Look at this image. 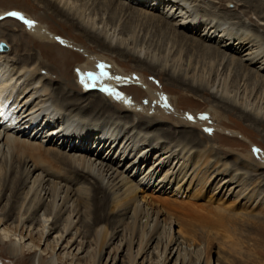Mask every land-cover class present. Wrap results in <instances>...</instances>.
Wrapping results in <instances>:
<instances>
[{
  "label": "bare ground",
  "instance_id": "6f19581e",
  "mask_svg": "<svg viewBox=\"0 0 264 264\" xmlns=\"http://www.w3.org/2000/svg\"><path fill=\"white\" fill-rule=\"evenodd\" d=\"M46 1L58 9L60 16L69 19L71 25H76L85 37L97 43L102 51H115L121 57L132 56L150 70L157 67L161 69L160 74L168 72L173 83L193 92L203 91L202 94L211 95L223 104V110L227 112L250 115L264 121V37L259 28V25H264L261 22L264 21V0L235 2L236 6L245 8L242 12L245 16L249 11L257 16L259 20L254 29L240 14H222L220 8L217 11L216 0H123L126 3L121 0ZM76 2L82 4L76 5ZM101 7L102 18L97 22L94 17L99 15L96 12ZM159 9L160 14L155 13ZM145 28L149 29V33L155 31L152 38L158 36L160 41L155 44L158 50H162V55H150L143 48L142 43H149L151 39L144 34ZM26 31L33 39L47 40L52 45L56 42V38L40 23L32 27L27 25ZM143 34L144 39L141 38ZM1 41L4 42L2 38ZM83 51L86 53L83 56L85 60L81 61L80 52L76 54L80 59H76L78 64L75 65L74 76H69L72 80L63 78L65 87L57 83V86H48V78L52 79L42 73V68L50 72L52 69L40 57L36 61L31 54L27 60L20 57L12 63L8 55L0 52V98L6 101L10 116L9 122L0 121V180L8 175L9 168H19V175L13 181L15 200L10 212L14 213L13 210L20 207L14 231L9 230L10 226L5 227L9 215L0 213V241H8L4 244H8L14 258L22 255L25 237L31 240L29 247H34L37 264H58L59 260L73 261L75 257L78 260L79 253L85 251L82 239L90 237L98 248L96 253L99 254L94 255L100 256L104 248L121 237L109 263L121 262L124 247L127 248L129 264H138L139 259L149 254L148 251L156 243V264H169L168 251L177 241L171 235L169 226L168 230L165 227L161 231V212L178 220L186 219L191 226L193 224L195 229L187 231H182L180 221L177 225L181 234L191 235L192 240L201 242L206 239L208 248L212 241L210 234L216 239L221 231L232 234L237 230L241 218L230 207L236 205H232L229 199L233 203L242 202L243 209L251 205L261 208L260 214L264 215V189H259L264 186V173L262 180H258L259 171L264 172V162L256 163L251 153L236 157L232 164L223 162L214 155L218 147L207 142L208 147L198 150L195 133L186 130H200L202 136H196L201 142L209 137L211 129L225 133L227 129L220 126L223 120L221 110L211 107L207 111L216 123L209 120L208 115L199 120L189 119L167 104L170 99L166 98V94L146 87L141 75L126 74L122 64L107 57L104 52ZM151 53L154 51L151 50ZM101 65L107 73L106 77L100 76ZM252 66H255L254 69ZM90 73L100 79L89 80ZM127 82L145 89L150 97L153 96L155 101L151 103H155L156 107L139 105L122 93V84ZM250 82L251 91L248 90ZM66 87H70L75 94ZM77 88L82 91L78 92ZM17 108L20 109L18 113ZM13 118L19 119L17 126L12 125ZM177 119L180 124L175 122ZM53 124L54 128L51 127ZM122 136L124 139L119 146ZM47 138L49 145L44 142ZM66 144L68 147L74 144V147L63 149ZM192 146L197 150H192ZM198 147H202L200 143ZM155 149L157 160L147 172L141 170L139 180L132 181V175L143 167H139L140 163ZM99 151L105 152V156L92 154ZM123 160L129 162L122 168ZM115 162H118L117 168L113 167ZM213 165L216 166L213 168ZM241 167L247 171L243 172ZM15 168L12 170L15 171ZM160 169L167 170L160 179L161 184L154 188L157 193L169 190L172 182L188 175L189 195L196 202L208 196L204 190L208 184V189L213 190V198L209 200L217 195L224 198L223 202L218 200L221 204L217 207L204 203L200 209L196 203H180L167 197L162 200L154 198L157 195H147L151 177ZM2 191L4 189H1L0 201L5 196ZM142 199L146 200L147 207L141 204ZM155 199L163 210L148 208ZM257 199L261 205L256 204ZM117 216L120 220L115 226L112 219ZM261 217H247L246 221L257 237L264 233V219ZM105 220L114 226L111 231L101 225ZM194 220L201 223L197 225ZM136 225L140 227L138 231ZM80 226L84 229L81 230ZM54 233L57 235L53 237ZM37 234L38 245L34 243ZM51 236L53 242L50 243ZM225 236L232 238L233 235ZM46 242V248L41 251L40 246ZM234 243L237 245L235 240L232 245ZM75 245L77 252L74 255L71 251ZM62 247L65 252L59 257L56 249ZM178 250L177 262L186 264Z\"/></svg>",
  "mask_w": 264,
  "mask_h": 264
},
{
  "label": "rangeland",
  "instance_id": "374dc122",
  "mask_svg": "<svg viewBox=\"0 0 264 264\" xmlns=\"http://www.w3.org/2000/svg\"><path fill=\"white\" fill-rule=\"evenodd\" d=\"M121 1L126 3L123 0ZM215 2H218L216 4L217 11L220 8L219 12L221 11L222 14L223 13H229L232 15L240 14L243 18L245 17L244 19L251 26V28L253 29L256 28V24H257L256 21L259 20L257 16L256 15L253 16V14L250 13V11L248 15L245 16L244 13H242L245 10V8L244 7L242 8L241 6H236V3H235L237 2L236 0H216ZM75 4L81 5L82 3L76 2ZM91 4L92 3H90L89 6ZM13 9H17V11L21 10L22 13L25 14V18H26L25 20L31 19V21L33 22V26L40 23L42 26L45 27V29L50 31L51 35L56 38L55 39L56 45L55 44L52 45V43L47 40H42L39 38L33 39L30 36L29 32L26 31L27 25L25 23L18 21V19L15 17L8 16L3 19H0V38L4 40V42L3 41L0 42V52L4 55H8L9 56L8 60L11 61L12 63H16L17 59L20 57L27 60L30 58L31 54L36 57L35 58L36 61H38L40 57V60H42L46 66L52 69L50 72V71H47L46 68H42V73L46 75L47 77H50L53 80L52 81L48 78L47 82L51 83V84L49 83L48 86L50 85L57 86V84L62 87L66 86L65 85L66 82L64 79L69 80L70 78L69 76L71 77L74 76L73 73L75 72V65L78 64V61H76V59H80V56H77L76 54H79V52H80L79 55H81L82 57L81 61L85 60V57L83 56H85L86 53L83 50L93 51L94 53L104 52L101 50L100 46L97 43L85 37L84 33L80 31L76 27V25H71L72 22H70L69 19H65L64 17L60 16L59 13L57 12L58 9H56V7L50 6L46 0H0V13L3 11L13 10ZM102 10L103 9L101 7V10L99 12H96L99 14L98 16L94 17L97 19V22H99V20L102 18L100 17L101 14H103ZM160 10L161 9L157 10V12L155 13L160 14ZM21 11H18V12H21ZM105 18H107V16H105ZM254 18H257V19L255 20ZM14 20L18 22H13ZM234 21L237 22L238 19H235ZM261 22L263 23L264 21H261ZM18 25H21V26H18ZM259 28L261 30L260 33L264 37V25L262 26L259 25ZM147 32L149 33V29L145 28L144 34L151 36V39L149 43H146V42L142 43L143 48L145 49L146 52L150 53V55H154L157 53L158 55H162L163 54L162 50H158V47L155 44L157 40H159L158 36L154 39L152 38V36L156 34L155 31L152 30L149 34ZM144 34L142 35L143 37H141L143 39L145 38ZM151 50H153L154 53H151ZM245 51L246 49L242 53H244ZM104 53H106L107 55L106 54L105 55L113 59L115 62L117 61L118 64L121 63L122 64L121 67L126 72V74H132V73L137 74V75L139 74L142 76L146 87L150 86L152 90H155L159 93L166 94V98L170 99L169 101H167V104L171 108H174V111L180 115L184 114L187 116V118L191 116L193 117L192 120H199L202 118L203 115H208L207 111L211 107H215L223 112V113L221 112L223 120H221L220 126L227 130H225V133L223 131H217V130L214 131L213 129H211L214 132L213 133L211 130H209L208 133L211 132V134H208L209 137L207 139L204 138L205 139L204 141L206 142L204 141L201 142L197 138L196 135L202 136L201 134L202 132H200V130L186 129V130H190L191 132L195 133L194 139L195 140L197 139L196 148H198V150H202L203 148L205 149L206 147H208L206 143L209 142V144H212L214 147L219 148V151L217 148V151L214 152V155L216 156V158L221 159L223 162H227L228 164L234 163V160L236 157H241L242 155H245L248 153L249 154L251 153L254 156L256 163L264 162V121L262 119L253 118V116L244 115V114L240 116V114L236 112H231V113L227 112L223 110V104L220 101H217L216 99L212 98L211 95H207L206 93L202 94L203 91L193 92L190 89H186L185 87L180 86L178 83H173L172 76L168 72L164 74H160L161 69L157 67L150 70L147 68V65H145L138 59H134L132 56L121 57L120 55H117L115 51L104 52ZM237 57H239V55H237ZM253 67L255 66H252V69H254ZM235 71L236 70H234L232 75H234ZM70 80H72V78H70ZM249 84L250 85H248V90L251 91L252 83L250 82ZM66 88H68L70 93L75 94V92H72L70 87H66ZM121 89L123 91L122 93L127 95L131 100L133 98L139 105L147 104V105L156 107L155 103H151L152 101L153 102L155 101L153 96L150 97L148 95V92L145 89H143L141 86H139L138 84L127 82L124 85L122 84ZM77 90L78 92L82 91L79 88H77ZM79 96L81 97L82 95H79ZM115 107L117 106L115 105ZM115 109L118 110L117 111L118 113H121L119 109L117 108ZM262 111H264V109H262ZM206 117H208L209 120L212 119V121L216 123V119L212 115H208ZM95 119L102 121L98 118H95ZM178 120L179 119L175 120V122H178L180 124V121ZM54 126H55L54 124L51 125V127L53 128ZM57 126H58V123H56V127ZM203 131L206 133L205 129H203ZM41 139L43 140L44 138L41 137ZM122 139H124V136H122V138L119 140V143H118L119 146L121 145L120 142ZM46 140L44 141L45 144L49 145V142H50L48 141L49 138H47ZM198 141L202 147H198L199 145ZM118 145H117V149H118ZM72 146L74 147V144H71L69 147L66 144L63 147V149H71L73 148ZM196 148L195 146H192V150H197ZM108 149H109V146H108ZM117 149H115V151ZM255 149H259V152L254 151ZM155 153H156V149L153 150L152 154L145 161L140 163L139 167H142V166L143 167L142 169H139L135 174L132 175L131 177L132 181L139 180L140 179L139 175H140L141 170L143 173H145L154 164V162L157 160L156 159L157 157H154ZM92 154H95L97 157L105 156V152H102V151L92 152ZM217 156L221 158H218ZM131 158L132 157H130L129 160H131ZM216 158H213V159L215 160ZM103 159H105V157H103ZM129 160H123L122 168L129 162ZM117 165H118V162L113 163L114 168H117L118 167ZM215 166L216 165H213V168ZM15 167L16 166L12 167L11 169L9 168V171L7 173L8 175L6 177H2L0 180V185H1L0 192H1V189H4V191H2L1 194L5 195L0 201V213H7L9 215L5 227L10 226L8 227L9 230L12 229L13 231L15 230L14 228H15L16 220L18 219V216L20 213V207H18L17 210H13L14 213L10 212L13 206L14 200H15L13 196V192H12L13 181L19 175L18 174L19 168L16 169ZM14 168L16 169L15 171L12 170ZM168 168H169V164H168ZM167 169L162 170V171L160 169L153 177H151V181L152 180L154 181L152 182L150 181V185L148 184L149 190H147L148 188H145V190H147L148 192L147 195H149V193L154 194V195H157L154 198H160L162 200H164V198L167 197L170 199H175L179 201L180 203H190V202L194 204L196 203L199 205L200 209H202L201 205H204V203H206L205 205L207 206L210 205L213 207H217L218 204H221V202H223L224 198L221 199V197L217 195L214 196V199L212 201L209 200L213 198L212 196L213 190L210 188L208 189V187H210L209 184L207 185L208 187L204 189L205 191H207L208 196L205 198V200L201 202H196V200L190 197L189 195L190 190H188V183L190 181V178L188 177V175L175 182H172L169 185V190L163 191L164 193L163 192L157 193V191H154V188H157L156 185L161 184L162 181L160 179L163 176V173ZM241 169L243 172L247 171L245 167H241ZM263 173H264L263 171H259V174L261 176L260 175L258 176V180L260 181L262 180ZM4 174H5V171H3L2 175ZM261 187L259 188L258 186L259 189H264L263 185H261ZM180 189H181V193L177 194V192ZM182 194H184V196H182ZM186 195L188 196L186 197ZM218 200H222V201L219 203ZM229 201L231 202L232 205H236V207H232V206L230 207L234 209L235 210L234 212L237 213L238 216L241 218L239 221L241 223L238 222L236 226L237 230L234 231L232 234H226L221 231L222 233L220 232L219 236L216 239H213L214 235L210 234L209 237L210 239H212V241H211V244L209 245V248H208V241H206V239L201 242L192 240L191 235L190 236L187 234L185 235V233L181 234L182 233L180 231L181 229H179L177 225L178 222L180 221L179 223L183 224L182 231H185V229L187 231V230L195 229V226L193 224L191 226L186 219L178 220L172 217L171 215H168L167 213L161 212L163 213L160 219L161 231H163L165 227L167 230L170 227L169 229L171 230V235L173 236L174 240L177 241L173 249L171 251H168L167 255L169 257V264H182L180 261L177 262L176 260L178 258V253H177L178 249H179L178 252L181 251L180 253L182 254V258L186 260V264H264V246H263L264 245V233L262 236L259 235L257 237V234H255L254 230H251L249 228V224H247L246 222L247 217L248 218H258L262 216L261 218L264 219V215L260 214L261 208H256L254 205H251V207L247 209H243L241 207L242 202L233 203L231 199H229ZM258 201L260 200L257 199L256 204L261 205ZM141 204L147 207L146 200L142 199ZM150 204L152 206L150 205L148 206V208L153 207L155 211L163 210L160 204L158 203V199L151 201ZM31 214H33V211L31 212ZM176 214L174 215L176 216ZM119 220H120L119 216L115 217V219H112V224L113 225L115 224V226H117V222H119ZM145 220L146 219L144 218L143 221L145 222ZM198 220L200 219L198 218ZM194 222L198 225L200 221L197 222L196 220H194ZM101 225L108 227L110 231L112 227H114L112 225H109L107 220L103 221ZM34 226H37V225H34ZM137 227H135L136 231H138V229L140 228V227L138 228ZM80 228L81 230H83L84 226H80ZM143 229L147 230L145 229V227ZM12 230L10 231V235L13 234ZM36 232L37 231L35 230L34 235L36 234ZM56 235L57 233H54L53 237ZM225 235H233V236L232 238H229V237H226ZM15 237L16 236H13L12 238H15ZM53 237L51 236L49 238L50 243L53 242ZM18 238L19 237H17V239ZM38 239H39V234L35 236L34 243L36 245H38V243L40 242ZM80 239L78 240L80 241ZM119 240H116L114 243L111 242V245H109L110 247L108 246L104 248L102 254L100 256L98 255L96 256L94 254L96 253L98 248L96 249V245L94 243L95 240L91 239V237L85 240L82 239V241H85V244H84L85 251L82 254L79 253V259L77 260L75 259L76 258L75 257L73 261L67 260V262L66 261L62 262L61 260H59L58 264H62V263L63 264H93L94 262H96V264H112L109 262H110L111 256L113 255V252H115L114 249L117 247V243L119 244ZM233 240H235L237 245H235V243L234 245H232ZM24 241H25L24 243L25 247L23 245L24 248L22 251L23 252L22 255L20 256L18 255V257H15V258L12 256V252L9 250L8 244H4L8 241H4V243L0 241L1 242L0 243V264H37V260L36 261L34 260L35 256L33 255L34 247L33 248L29 247L31 245V240H29L28 237H25ZM47 242L40 246L41 251H43L46 248ZM155 244L156 243H154L151 249L148 251L149 254L146 253L144 256H142L139 259L138 264H156L157 263L156 255L154 253ZM75 247L76 245L72 248V251H71L73 252L74 255L77 252V250H74ZM133 249H134V246H133ZM122 250L123 252L120 255L121 262H119V264H129L130 260L128 258L127 248L123 247ZM56 251L59 257H60V254H63L65 252L63 251V247L60 250L57 248ZM96 254H99V253H96ZM150 254L151 256H149ZM199 259H201L200 263H199Z\"/></svg>",
  "mask_w": 264,
  "mask_h": 264
},
{
  "label": "snow or ice",
  "instance_id": "6c2138e0",
  "mask_svg": "<svg viewBox=\"0 0 264 264\" xmlns=\"http://www.w3.org/2000/svg\"><path fill=\"white\" fill-rule=\"evenodd\" d=\"M9 15L10 16H13V17H16V18H18L20 20H23L24 23L27 24L29 27H32L33 26V22L32 21L25 20L24 17L20 13H18V12H11V13H9ZM100 68H101L100 76L101 77H106L107 76V73L104 72V66L101 65ZM88 79L89 80H92V81H97V80L100 79V77H97V76H95V75H93V74L90 73V74H88ZM93 86H95V84H93ZM108 91H111V90H108ZM188 118L189 119H193V117H191V116H189ZM254 151L259 152V149H255Z\"/></svg>",
  "mask_w": 264,
  "mask_h": 264
}]
</instances>
